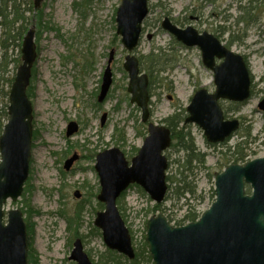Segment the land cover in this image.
Wrapping results in <instances>:
<instances>
[{
	"label": "rangeland",
	"instance_id": "374dc122",
	"mask_svg": "<svg viewBox=\"0 0 264 264\" xmlns=\"http://www.w3.org/2000/svg\"><path fill=\"white\" fill-rule=\"evenodd\" d=\"M248 1L243 0V6L248 7ZM263 2L253 3V7H257L247 24L238 22L243 15L241 0H149L150 13L144 21L140 43L133 52L139 60L157 50L165 55V71L155 75V85L150 90L151 122L155 124H165L163 120L175 112L186 111L201 87L215 92L214 75L203 65L200 49L185 47L162 29L165 18H170L174 24L180 22L176 25L182 28L192 26L199 33L216 36L248 62L253 76V97L237 108L229 102L221 104L228 119L241 117L246 120L240 132L226 144L214 147L207 143L199 126L191 124L187 128L197 149L207 154V169L198 172L196 178L197 194L202 200L194 201L192 208L195 207L198 216L215 202V174L225 169L222 165L219 167L221 153L240 141L245 128H251L252 137L247 160L264 158V113L258 110V103L264 98ZM120 5L121 0H40V19L53 28L46 31L31 26V22L37 24L38 12L35 16L26 13L28 30L35 29L38 48L30 86L34 108L30 174L22 197L16 202L9 200L4 210L6 214L13 210L23 213L27 229L30 227L29 250L36 255L37 264H75L70 257L77 238L82 240L94 264L102 257L108 259L109 249L102 233L94 230L96 213L101 211L97 200L100 182L95 171L96 156L117 147L130 160L137 154L133 150H139L148 136L147 124L142 123L141 112L130 102L131 95L127 91L129 76L124 63L129 52L117 35L116 24ZM26 32L6 53L10 64L4 80L0 79V90L4 92L10 91L9 81L22 64L21 50ZM3 37L0 27V39ZM5 52L0 46V61ZM111 53L114 55V82L107 100L99 104L101 81ZM17 60H20L19 65ZM141 71L146 73L142 68ZM6 104L9 99L0 93V137L8 121L2 113ZM105 114L107 119L102 126ZM72 122L79 125V132L68 138L66 132ZM117 128L125 132L126 143L119 140ZM75 154L80 156L78 162L70 172H65V162ZM165 155L169 161L167 175L176 177L177 162H183L184 154L173 146ZM61 170L66 173L65 177ZM76 191L81 192L80 199L74 197ZM154 206L149 195L136 186L130 187L125 198L119 200L118 208L133 234L136 247L143 242L150 217L163 213L171 216L174 226L189 210L175 196L164 203V212H154ZM79 208L82 209L76 224L79 227L74 226L69 231L65 218L75 217ZM115 258L120 261L123 257ZM122 260L128 264L127 259ZM142 261H145L142 264H153L144 257Z\"/></svg>",
	"mask_w": 264,
	"mask_h": 264
},
{
	"label": "water",
	"instance_id": "95a60500",
	"mask_svg": "<svg viewBox=\"0 0 264 264\" xmlns=\"http://www.w3.org/2000/svg\"><path fill=\"white\" fill-rule=\"evenodd\" d=\"M36 0V7L39 6ZM149 15V0H122L116 15L117 34L129 53L141 38ZM162 28L184 46L198 47L206 68L214 73V93L202 88L187 108L185 124H196L210 144L224 143L240 127L238 120H225L220 100L244 103L251 97V76L244 58L224 46L207 32L199 34L192 26L180 28L165 18ZM35 29L23 39L22 64L9 95V120L0 137V264H28L27 225L20 210L7 213L5 204L16 202L23 194L30 174L33 142V105L27 95L32 68L37 60ZM111 53L98 98L102 103L113 84ZM217 61H223L217 64ZM124 69L130 82L131 103L142 111V122L150 120L149 79L141 74L138 59L128 55ZM264 111V100L259 103ZM107 115L102 117L104 126ZM79 131L77 123L69 124L66 136ZM149 135L143 147L129 162L119 148L106 150L96 157L95 170L100 179L98 201L105 210L97 214L95 226L103 233L106 246L130 260L135 259L130 232L119 212L117 200L131 185L140 186L157 204L165 201L168 185V159L164 152L171 146V131L163 125L149 123ZM79 160L75 154L64 164L70 171ZM250 186L251 194H246ZM216 201L199 221L173 227L163 214L147 222V244L155 264H264V158L245 165H231L216 175ZM75 198L81 193L76 191ZM70 260L93 264L84 252L80 239L74 243Z\"/></svg>",
	"mask_w": 264,
	"mask_h": 264
},
{
	"label": "trees",
	"instance_id": "16d2710c",
	"mask_svg": "<svg viewBox=\"0 0 264 264\" xmlns=\"http://www.w3.org/2000/svg\"><path fill=\"white\" fill-rule=\"evenodd\" d=\"M208 1V0H206ZM258 0H249L246 5L243 6V0H241L240 8L243 12V15L240 16L238 22L244 21L247 22L250 21L252 15L251 13L256 10V7H253V3H257ZM264 3V2H263ZM24 6V8H23ZM34 13V16L37 15L38 7H36L35 2H28L26 0H0V27L3 29V35L4 37L0 39V46L3 50H5V55L2 56V59L0 63V73L2 74L0 76V79L4 80V76L7 73L9 62L6 57L7 51L16 44L18 40L22 38V35L24 32L28 31V18L26 17V13ZM38 21L37 24L31 22V26H37V28L40 30H51L53 28L49 27V22L43 20V18L40 19L41 14L38 12ZM37 16L35 18H37ZM176 24L180 25V22H175ZM240 41V40H239ZM158 52H152L148 56L142 58L140 60V66L144 71L148 74L150 78V90L155 85V75L159 72L164 70V66L166 65V62H163L164 54L162 51L157 50ZM11 62V61H10ZM20 64V60H17V65ZM18 67V66H17ZM165 71V70H164ZM15 76L9 81L10 90L12 87V84L14 82ZM0 93L4 94L7 99H9V92H4V90H0ZM29 97H31V88L29 89L28 93ZM8 105L6 104L3 109V114L8 118ZM185 110L182 112H175L174 115L166 118L163 120V123L166 124L168 128L172 131V138L175 142L173 146L176 148V150L179 153L184 154L183 162L178 161V170L176 177L168 176L167 182L169 184V192L167 195V200L170 199V196H175L177 201L180 203L183 202V205L188 207V212L185 214L182 220L177 222L176 226H183L187 223L195 222L199 219V216L197 215L195 211V207L192 208L194 201H199L200 197L197 194L198 189L196 185V178L197 173L201 172L205 169H207L206 166V157L207 154L201 153L195 144V140L192 137L191 133L187 131L188 126L184 125L186 116ZM144 127V126H143ZM116 133L119 135V140L125 141V132L122 130L116 129ZM115 133V135H116ZM240 141L237 142L234 146L228 147L227 150L223 153H221V156L223 157V160L221 161V164L219 167H227L228 164H240L245 163L248 158L247 151L249 150L250 144H251V130L244 131L243 134H240ZM137 151L136 149L133 150ZM135 153V152H134ZM222 165V166H221ZM61 175L63 177L66 176V173L61 170ZM140 190V189H139ZM142 192V190H140ZM122 198H125V194L122 196ZM202 200V199H200ZM119 203V201H118ZM29 207V203L26 204ZM99 207L102 210L104 206L99 203ZM30 209V207H29ZM164 212L166 211V208L162 205H155L154 206V212ZM32 212L29 211V215H31ZM82 214V209H78L76 212L75 217H67L65 218L68 223V230L72 231V228L80 221ZM168 221L170 223H173V219L171 216H168ZM79 227V226H78ZM30 229V227L28 228ZM96 232H99L96 228H94ZM108 252V259L105 257H102V259L97 264H124L123 258H119L120 261H116L117 255L114 252L107 251ZM122 257V256H121ZM143 257L148 261H151V256L149 255V249L148 245L145 242V239L141 244H139L136 247V259L132 262L128 261V264H142ZM142 259V260H141ZM109 261V263L107 262ZM29 264H37V257L34 255L33 250H29Z\"/></svg>",
	"mask_w": 264,
	"mask_h": 264
},
{
	"label": "flooded vegetation",
	"instance_id": "af4514ba",
	"mask_svg": "<svg viewBox=\"0 0 264 264\" xmlns=\"http://www.w3.org/2000/svg\"><path fill=\"white\" fill-rule=\"evenodd\" d=\"M245 59V58H244ZM245 61H246V63L248 64V62H247V60L245 59ZM223 61H217V64H221ZM251 73V72H250ZM254 83H253V76H252V74H251V90H252V95H254V90H253V88H254V85H253ZM262 100V99H261ZM222 102H229V103H231L235 108H237V107H239V106H241L242 104H240V103H233V102H230V101H228V100H222V101H220V106H221V104H222ZM221 108H222V110H223V112H224V115L227 117V114L225 113V111H224V109H223V107L221 106ZM226 119H228V117L226 118ZM236 120H238L239 122H240V129H239V132H240V130H241V128H242V126H243V123L244 122H246V120L244 119V118H241V117H239V118H235ZM251 130V128L250 127H248V128H245V131H248V130ZM238 132V133H239ZM172 140H173V138H172ZM75 262V261H74ZM75 264H77L76 262H75Z\"/></svg>",
	"mask_w": 264,
	"mask_h": 264
}]
</instances>
